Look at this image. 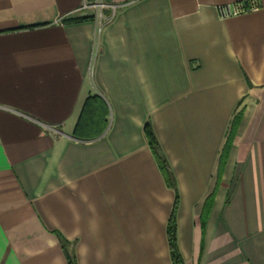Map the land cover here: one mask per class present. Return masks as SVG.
<instances>
[{
  "label": "crops",
  "instance_id": "0c3cea01",
  "mask_svg": "<svg viewBox=\"0 0 264 264\" xmlns=\"http://www.w3.org/2000/svg\"><path fill=\"white\" fill-rule=\"evenodd\" d=\"M249 1L0 0V264H174L176 193L180 264H264V0L217 12Z\"/></svg>",
  "mask_w": 264,
  "mask_h": 264
},
{
  "label": "trees",
  "instance_id": "16d2710c",
  "mask_svg": "<svg viewBox=\"0 0 264 264\" xmlns=\"http://www.w3.org/2000/svg\"><path fill=\"white\" fill-rule=\"evenodd\" d=\"M144 134L146 136L148 145L150 150L156 160L158 168L164 178V181L169 187H175V181L173 174L169 168V165L166 161L164 154L162 153L160 146L154 136V133L150 126L146 124L144 126ZM176 209H177V193L175 194V200L171 209V212L168 217L167 225H166V237L168 243L169 254L172 262L174 264H180L182 262L178 245H177V236H176ZM66 257L68 264H76V260L74 255L70 254L66 251Z\"/></svg>",
  "mask_w": 264,
  "mask_h": 264
},
{
  "label": "built area",
  "instance_id": "2783aa9c",
  "mask_svg": "<svg viewBox=\"0 0 264 264\" xmlns=\"http://www.w3.org/2000/svg\"><path fill=\"white\" fill-rule=\"evenodd\" d=\"M94 7H109L112 10H114L116 7H118V4H102V3H95L93 5ZM258 8V5L256 1H249L247 5L241 3V2H236L232 4H224L220 5L217 7V12L220 17H228V16H233L237 15L246 11H251V10H256ZM101 16V14H99Z\"/></svg>",
  "mask_w": 264,
  "mask_h": 264
}]
</instances>
